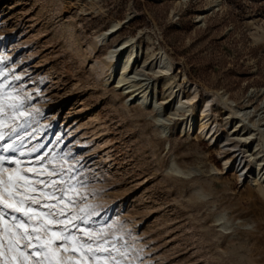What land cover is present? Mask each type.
Instances as JSON below:
<instances>
[{"label": "rangeland", "instance_id": "374dc122", "mask_svg": "<svg viewBox=\"0 0 264 264\" xmlns=\"http://www.w3.org/2000/svg\"><path fill=\"white\" fill-rule=\"evenodd\" d=\"M126 38L158 83L168 133L149 105L126 104L129 95L105 82V56ZM161 52L171 73L156 62ZM0 58V81L31 97L24 150L68 154L95 219L126 246L124 264H264V0H0ZM185 81L200 97L195 127L183 130L188 111L177 113L170 83ZM209 97L217 136H231L232 111L247 143L199 134ZM244 148L261 179L225 169Z\"/></svg>", "mask_w": 264, "mask_h": 264}, {"label": "snow or ice", "instance_id": "6c2138e0", "mask_svg": "<svg viewBox=\"0 0 264 264\" xmlns=\"http://www.w3.org/2000/svg\"><path fill=\"white\" fill-rule=\"evenodd\" d=\"M13 87L0 81V264H124L126 246L109 236L114 225L95 219L99 213L81 190L86 180L68 154L32 159L43 144L24 150L35 117L26 111L31 97Z\"/></svg>", "mask_w": 264, "mask_h": 264}, {"label": "bare ground", "instance_id": "6f19581e", "mask_svg": "<svg viewBox=\"0 0 264 264\" xmlns=\"http://www.w3.org/2000/svg\"><path fill=\"white\" fill-rule=\"evenodd\" d=\"M121 27L122 23H116L113 24L110 29L96 35L95 40L97 45H103L107 43L110 40L111 34L118 31ZM140 54L141 47L133 38H126L110 48L105 56L106 62L109 63L108 69L104 74L105 82L107 84L110 82L115 83L120 90L129 95L126 104L139 103L143 106L149 105L154 111L157 112V122L161 130L165 133H168L171 130L172 121L165 118V107L158 97L157 81L151 80L144 69L139 67ZM156 62L158 66H161L162 71L166 73H171L174 69L172 61L165 52H161L159 56L156 57ZM170 88H172L173 92L177 93L176 98H178V100L175 102L177 113L181 111H188L187 122L184 123L183 130H186L188 127L193 128V123L196 122L197 110V105L193 102L200 97L197 85L189 81H185L176 85L170 83ZM261 90V92L264 94V87ZM189 108H191L190 111L188 110ZM212 111V99L209 97L205 108L202 110L201 125L199 127L200 135L208 137L212 141L218 137L216 142L220 141V143H228L232 142V139H234V137L232 138L231 136L236 134L237 137L235 138V141H243L247 143L248 139H250V136H245V133L247 132H244V125H241L243 120L234 122L235 119H237L235 117L237 113L231 111L226 119V124L232 125L231 136L227 135L225 138L221 139L220 136H217L219 131L217 124L212 126ZM240 150L242 155L236 157H240V162L237 164V162L233 163L231 159H226L224 161L225 169H236L240 178L246 176L251 177L253 180H256L257 178L261 179L263 174L260 176V170L255 173V169L250 168L251 164H247L245 156V152L247 150H245V148ZM250 161L252 160L250 159Z\"/></svg>", "mask_w": 264, "mask_h": 264}]
</instances>
